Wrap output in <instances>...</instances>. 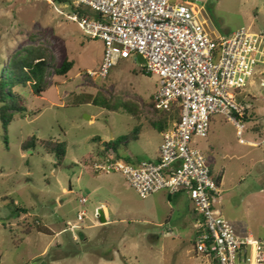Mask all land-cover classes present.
Instances as JSON below:
<instances>
[{"label":"rangeland","instance_id":"1","mask_svg":"<svg viewBox=\"0 0 264 264\" xmlns=\"http://www.w3.org/2000/svg\"><path fill=\"white\" fill-rule=\"evenodd\" d=\"M188 1L214 35L242 27L264 34V0ZM72 13L55 0H0V78L8 75L7 62L27 47L44 48L48 63L47 90L28 95L27 110L15 114L8 133L0 119V264H214L195 250L202 216L193 212L187 193L143 198L121 172L107 169L116 159L131 157L129 163L138 166L159 157L163 135L151 120L162 111L150 105L159 76L133 58L99 75L104 43L86 34ZM65 59L74 66L58 76ZM260 66L237 98L254 113L242 121L235 115L247 141L264 132ZM96 99L132 101L142 112L113 111ZM31 136L35 147L25 150ZM49 140L66 150L59 165L42 146ZM195 144L214 174L224 176L218 204L223 215L239 233L264 239V145L241 143L238 126L223 114L214 115L209 135ZM17 207L27 211L18 215ZM99 209L108 211L107 222H100ZM29 224L33 229L23 233ZM15 235L23 240L16 243Z\"/></svg>","mask_w":264,"mask_h":264},{"label":"built area","instance_id":"2","mask_svg":"<svg viewBox=\"0 0 264 264\" xmlns=\"http://www.w3.org/2000/svg\"><path fill=\"white\" fill-rule=\"evenodd\" d=\"M60 1L76 9L71 19L86 34L103 41L99 75L107 76L121 59L141 60L148 73L159 76L156 107L179 111L162 132L159 157L138 166L116 159L107 169L121 172L143 198L160 191L187 193L193 212L202 216L195 225V250L214 264H264V239L239 233L223 215L222 182L205 152L195 147L197 137L209 135L216 114L238 126L241 143L264 145V132L260 139L245 140V125L235 117L242 121L239 116L248 111L237 98L264 64V34L242 27L214 35L188 0ZM83 216L79 212L80 220Z\"/></svg>","mask_w":264,"mask_h":264},{"label":"trees","instance_id":"3","mask_svg":"<svg viewBox=\"0 0 264 264\" xmlns=\"http://www.w3.org/2000/svg\"><path fill=\"white\" fill-rule=\"evenodd\" d=\"M57 2H63L60 0H55ZM72 11L76 10L74 7H70ZM78 10V9H77ZM79 13H86L85 10L79 9ZM8 64V75L0 78V119L3 125V129L5 133H8L9 126L15 118L16 113H24L27 110L28 105V95L34 92L38 95L47 90L46 83V71L48 68V63L46 60V52L42 47H27L25 54L20 56H14L11 61L7 62ZM74 66V61L65 59L62 65L56 69V74L58 76H66L70 70ZM96 105H102L103 107L116 111L119 107H123L125 110H128L135 115H139L142 111L140 107L132 102V101H124L120 104L111 103L106 99H96ZM150 105L153 106L155 113L158 114V109L156 107V103L152 97V101ZM162 111V110H161ZM253 114H246L239 116L244 120H248L253 117ZM179 117V111L174 109L173 111H162V114L155 119L151 120V124L154 127H157L158 130L162 133L164 132L170 125V122L173 118ZM252 130L259 131L257 126H253ZM259 134L260 132H256ZM36 136H31L24 143L23 148L28 150L30 148L35 147ZM42 145L48 153L55 154L58 159V165L64 161L66 156V150L63 148V145L60 143H56L53 141H45ZM110 145V144H109ZM115 151L118 149L113 147ZM126 161L132 162L131 157H127ZM223 174L220 173L218 175V181L222 182ZM169 198H171L172 194H168ZM14 203V202H13ZM26 212L27 209L23 207H17L15 212L19 215V212ZM24 226V225H23ZM29 227V228H28ZM33 229L31 224L24 227L23 233L29 234L28 231ZM16 243L22 241L23 238L17 240V236L15 235Z\"/></svg>","mask_w":264,"mask_h":264},{"label":"water","instance_id":"4","mask_svg":"<svg viewBox=\"0 0 264 264\" xmlns=\"http://www.w3.org/2000/svg\"><path fill=\"white\" fill-rule=\"evenodd\" d=\"M98 214H99V217H100V222H102V223L107 222V218L104 215V211L102 209H99Z\"/></svg>","mask_w":264,"mask_h":264},{"label":"crops","instance_id":"5","mask_svg":"<svg viewBox=\"0 0 264 264\" xmlns=\"http://www.w3.org/2000/svg\"><path fill=\"white\" fill-rule=\"evenodd\" d=\"M224 177V176H223ZM222 182H223V180H222ZM104 215L106 216V218H107V221L109 220V217H110V215H109V213H108V211H107V213L104 211ZM108 215H109V217H108Z\"/></svg>","mask_w":264,"mask_h":264}]
</instances>
